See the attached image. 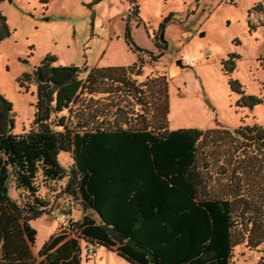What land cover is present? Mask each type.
<instances>
[{
	"label": "trees",
	"instance_id": "16d2710c",
	"mask_svg": "<svg viewBox=\"0 0 264 264\" xmlns=\"http://www.w3.org/2000/svg\"><path fill=\"white\" fill-rule=\"evenodd\" d=\"M127 1L129 16L141 22L138 0ZM262 1L248 16L264 14ZM172 17L169 13L158 26L157 48L159 42L166 48L162 32ZM10 34L0 11V44ZM124 36L137 55L130 66H56V58L46 55L23 74L22 81L36 87L34 120L26 132L14 133L12 104L0 92V264H81L92 241L130 264H231L240 245L260 252L254 264H264V127L242 121L233 131L220 125L167 129L166 76L135 80L144 56L157 62L163 53L138 46L128 26ZM239 58L228 54L221 70L238 96L235 107L252 110L262 99L245 95L231 78ZM258 61L264 71V57ZM147 93L159 102L164 125L124 128L115 120L117 111L106 110L116 98L112 94L144 109ZM61 153L71 157L67 170ZM39 177L66 178L65 191L84 214L72 222L74 235L59 231L34 255L32 222L48 213V203L37 195ZM11 185L25 193L23 203L10 197Z\"/></svg>",
	"mask_w": 264,
	"mask_h": 264
},
{
	"label": "rangeland",
	"instance_id": "374dc122",
	"mask_svg": "<svg viewBox=\"0 0 264 264\" xmlns=\"http://www.w3.org/2000/svg\"><path fill=\"white\" fill-rule=\"evenodd\" d=\"M258 2L263 1L138 0L140 22L129 16L127 0H48L46 6L38 0L2 1L0 11L11 34L0 44V92L12 104L14 133L30 130L34 120L36 87L34 83L23 82V74L30 73L46 55L56 58V66H130L137 55L126 49V26L138 46L155 55L163 53L157 62L144 56L142 75L135 80L139 84L147 78L166 76L167 129L207 130L220 125L233 131L242 121L245 125L264 127V71L258 61L264 57V14L251 11L248 16ZM169 13L173 17L162 32L166 48L159 42L160 49L155 45L159 31L154 28ZM106 18L110 21L102 34L100 28ZM230 53L240 57L231 78L241 84L245 95L262 99L252 110L235 107L238 96L230 91L221 70L222 59ZM86 74H81V78ZM117 95L112 94L116 98L106 110H116L115 120L124 128L126 123L164 125L159 102L155 103L151 93H147L144 109L131 98ZM101 97L105 98L97 96ZM109 120L113 121L114 116ZM59 162L66 170L72 164L70 155L65 153L59 155ZM37 184V195L48 203V213L32 222L37 232L34 255L54 234L63 232L62 215L71 222H79L84 214L81 204L66 193V178L45 182L39 177ZM9 195L18 203L25 201V193L12 185ZM87 214L95 217L92 211ZM96 250L98 258L94 261L85 259L83 250L81 264H130L112 251L109 256L101 252V247ZM261 255L240 245L233 251L231 264H254Z\"/></svg>",
	"mask_w": 264,
	"mask_h": 264
},
{
	"label": "built area",
	"instance_id": "2783aa9c",
	"mask_svg": "<svg viewBox=\"0 0 264 264\" xmlns=\"http://www.w3.org/2000/svg\"><path fill=\"white\" fill-rule=\"evenodd\" d=\"M106 22L101 26L100 31L103 34L107 30V22L110 21L108 18L105 19ZM63 220V232H66L67 234L74 235L73 233V226L70 219H67L65 215L61 216ZM99 247V244L96 241H92L87 245L85 248V256L88 260L94 261L97 258L96 249Z\"/></svg>",
	"mask_w": 264,
	"mask_h": 264
},
{
	"label": "crops",
	"instance_id": "0c3cea01",
	"mask_svg": "<svg viewBox=\"0 0 264 264\" xmlns=\"http://www.w3.org/2000/svg\"><path fill=\"white\" fill-rule=\"evenodd\" d=\"M141 19V18H140ZM163 20V18H161L160 19V21H159V23H158V25H157V28H154V30H158V26H159V24L161 23V21ZM141 21H142V19H141ZM112 22V21H111ZM111 22H110V24H111ZM107 31V30H106ZM110 41V43L112 42V40L110 39L109 40ZM128 47H126V49H127ZM106 67V66H105ZM99 247H101V249L103 248V250H101V252L102 253H106L107 255H109V256H111V253H110V251L108 250V249H105L103 246H99ZM98 247V248H99ZM96 253H97V250H96ZM97 258H98V253H97Z\"/></svg>",
	"mask_w": 264,
	"mask_h": 264
},
{
	"label": "water",
	"instance_id": "95a60500",
	"mask_svg": "<svg viewBox=\"0 0 264 264\" xmlns=\"http://www.w3.org/2000/svg\"><path fill=\"white\" fill-rule=\"evenodd\" d=\"M10 1H11V0H10ZM177 64H178V65H181V62H180V61H177Z\"/></svg>",
	"mask_w": 264,
	"mask_h": 264
}]
</instances>
